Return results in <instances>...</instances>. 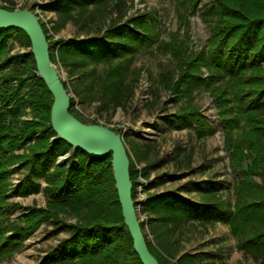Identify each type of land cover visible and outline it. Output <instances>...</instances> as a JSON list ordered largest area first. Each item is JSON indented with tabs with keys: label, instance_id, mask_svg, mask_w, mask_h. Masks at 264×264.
Returning a JSON list of instances; mask_svg holds the SVG:
<instances>
[{
	"label": "trees",
	"instance_id": "obj_1",
	"mask_svg": "<svg viewBox=\"0 0 264 264\" xmlns=\"http://www.w3.org/2000/svg\"><path fill=\"white\" fill-rule=\"evenodd\" d=\"M3 1L7 5L0 7L15 8ZM176 1L177 6L192 12L197 7V0ZM211 2L204 13L209 20L206 47L193 53L182 41H164L161 46L176 65L160 72L157 82L177 104L176 111L165 115L166 120L192 127L198 139L215 130L193 104L196 89L208 91L217 109L228 166L242 177L232 185V200L225 197L216 174L207 179L190 177L175 190L149 192L163 180L148 181L152 164L140 149L132 147L137 161L144 160V164L136 167L127 152L131 197L136 207L137 178L141 176L145 194L139 201V212L144 215L140 227L160 264H195L202 252H183L176 257L170 238L190 228L204 233L217 223L227 224L237 248L264 264V0ZM54 4L52 29L57 31L71 22L81 37L51 40L40 21L51 61L67 70L73 89L76 86L82 98L90 77L100 81L97 92L105 107L123 105L132 95L135 81L125 82L128 64L141 47L159 40L154 18L149 12L127 15L124 0H55ZM177 15L184 21L179 8ZM14 37L30 45L21 29L0 28V261L18 251L23 240L44 222L53 226L48 236L61 231L67 235L47 249L37 264H142L123 223L110 154L96 157L75 148L64 163L57 162L71 145L55 137L50 126L52 96L36 76L33 57L9 53V39ZM99 62L108 69L95 76L87 67ZM62 83L67 91V84ZM69 106L77 119L94 123L81 117L72 96ZM113 130L125 143L122 129ZM192 152L193 147L178 146L171 158L176 170H186L184 175L201 174L207 168L204 163L192 166ZM24 165L29 173L10 187L9 174ZM38 177L45 181L44 206H27L11 220L9 192H37L41 187L35 181ZM145 226L152 240H147Z\"/></svg>",
	"mask_w": 264,
	"mask_h": 264
},
{
	"label": "rangeland",
	"instance_id": "obj_2",
	"mask_svg": "<svg viewBox=\"0 0 264 264\" xmlns=\"http://www.w3.org/2000/svg\"><path fill=\"white\" fill-rule=\"evenodd\" d=\"M6 1L9 3L8 5L14 6V9L28 6L48 29L51 40L57 38L79 39L81 37L78 29L71 22H66L57 31L52 29V25L56 20L55 0ZM124 1L126 2L127 15L137 12H149L151 14L150 17L156 21L154 30L158 32L159 40L148 43L134 54L128 64L125 79V82L128 83L135 80L133 93L129 99L124 101L123 105L114 108L105 107L99 99L97 90L100 81L98 79L91 80L89 77L86 80L84 85L87 91L83 93L82 98L77 93L76 89L78 88L75 86V90L73 89L72 77L67 73V70L58 63H53L60 79L67 84V93L73 97L74 108L87 121L111 129L121 128L125 138L124 146L135 161L136 167L142 166L144 160L137 161L132 147H137L145 154V158L152 164L149 169L148 181H152L156 177H161L163 180L155 187H150L149 192L175 190L190 177L207 179L210 175L216 174L218 175L216 181L221 183L225 197L232 200L230 196L232 185L236 179L242 177V174L233 172L228 166L223 149V136L219 117L212 97L203 87H199L194 91L193 104L215 129L211 134H205L203 138L198 139L192 127L183 124L176 126L166 120L165 115L176 111L177 104L171 100V93L165 91L157 82L160 72L176 65L171 60L169 51L162 48L161 44L164 45V41L169 44H175L176 42L178 44V41H182L187 47V51L193 53L206 47V39L209 35V20L204 13L211 5L212 0H197V7L194 12L177 6L176 0ZM178 8L179 12L184 15V21L177 15ZM9 42L10 54L18 52L32 56L30 45H27L23 39L14 37V39H9ZM87 69H93L95 76H101L108 69V65L99 62L90 64ZM26 116H30V113H27ZM178 146L184 147V149L193 147L192 166L196 167L204 163L207 167L205 172L189 176L183 174L186 173L184 169L176 170L171 158L176 153ZM72 153L73 148L71 147L64 155L68 157ZM59 157L57 161H59ZM67 157L59 163H64ZM28 173L26 165L11 171L9 174L10 187H14ZM168 174L171 175L167 176ZM35 181L41 185L37 192L27 195L9 192L7 208L11 220L22 215L27 206H44L45 196L42 187L45 186V181L42 177L35 178ZM144 182L145 180L138 176L136 186V200L138 203L135 209L139 221L144 217L139 212V201L142 200L145 194V192H142L141 186V183L144 184ZM52 227V224L41 223L23 240L22 247L10 257L1 260L0 264H37L47 249L67 235L66 231H61L56 235L48 236V231ZM201 231L198 232L194 228L184 229L183 232L170 238L172 249H177L176 257L183 252H202L200 259L195 264H258L251 256L244 254L241 249L237 248L236 240L231 236L227 224L217 223L214 227L209 228L207 232L201 233ZM144 232L147 240H152V234L146 226Z\"/></svg>",
	"mask_w": 264,
	"mask_h": 264
},
{
	"label": "water",
	"instance_id": "obj_3",
	"mask_svg": "<svg viewBox=\"0 0 264 264\" xmlns=\"http://www.w3.org/2000/svg\"><path fill=\"white\" fill-rule=\"evenodd\" d=\"M10 26L21 29L29 39L36 76L43 80L52 96L49 122L57 138L64 140L73 149L79 148L96 157L110 154L114 188L123 223L132 239V247L142 264H160L147 247L136 214L131 197L129 159L122 135L98 123H84L70 113L69 95L50 59L46 35L37 15L28 6L16 9L0 7V28ZM66 157L67 155H61L59 161Z\"/></svg>",
	"mask_w": 264,
	"mask_h": 264
},
{
	"label": "built area",
	"instance_id": "obj_4",
	"mask_svg": "<svg viewBox=\"0 0 264 264\" xmlns=\"http://www.w3.org/2000/svg\"><path fill=\"white\" fill-rule=\"evenodd\" d=\"M0 4H2V5H7L6 2L3 1V0H0Z\"/></svg>",
	"mask_w": 264,
	"mask_h": 264
}]
</instances>
